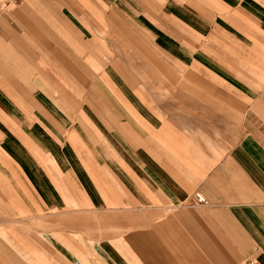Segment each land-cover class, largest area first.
Masks as SVG:
<instances>
[{"label":"crops","instance_id":"obj_1","mask_svg":"<svg viewBox=\"0 0 264 264\" xmlns=\"http://www.w3.org/2000/svg\"><path fill=\"white\" fill-rule=\"evenodd\" d=\"M9 1L0 247L88 264L124 214L143 264H264V0Z\"/></svg>","mask_w":264,"mask_h":264},{"label":"rangeland","instance_id":"obj_2","mask_svg":"<svg viewBox=\"0 0 264 264\" xmlns=\"http://www.w3.org/2000/svg\"><path fill=\"white\" fill-rule=\"evenodd\" d=\"M24 1L10 0L9 3L19 4ZM64 1L66 0H57V3H63ZM6 2L7 0H0V5ZM118 222L120 227L116 226L113 228L110 226L103 228L97 232L98 235L96 237L92 235V232H89L87 238L89 246L88 264H143L139 260L138 255L129 248L134 247V244L141 246V242L137 233L128 226L127 216L121 214ZM118 232L119 238H117ZM99 239H103L102 244H100L102 247H91V244ZM38 250V247H0V264H38V261L34 257L38 253ZM145 262L147 264L154 263L152 260H149V263Z\"/></svg>","mask_w":264,"mask_h":264},{"label":"built area","instance_id":"obj_3","mask_svg":"<svg viewBox=\"0 0 264 264\" xmlns=\"http://www.w3.org/2000/svg\"><path fill=\"white\" fill-rule=\"evenodd\" d=\"M194 199L196 203H202L205 201L204 197H202L199 193L194 194Z\"/></svg>","mask_w":264,"mask_h":264}]
</instances>
